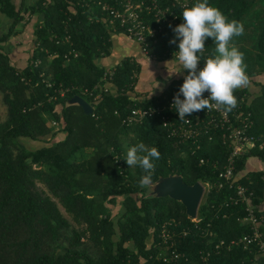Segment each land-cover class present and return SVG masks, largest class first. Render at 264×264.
I'll return each mask as SVG.
<instances>
[{"label": "trees", "instance_id": "16d2710c", "mask_svg": "<svg viewBox=\"0 0 264 264\" xmlns=\"http://www.w3.org/2000/svg\"><path fill=\"white\" fill-rule=\"evenodd\" d=\"M98 1L0 0V20L9 22L8 30L0 33V92L7 107L6 119L0 114V264H161L156 257L165 247L185 252L189 259H181L182 264H202L201 252L210 253V264H264L256 244L246 249L226 245L219 252L214 248L221 240L228 244L251 231L240 220L247 214L245 204H226L234 189H210L199 206L197 227L182 202L139 186L145 173L127 165V146L143 142L161 153L154 161L153 182L177 174L190 185L217 183L229 147L217 131L212 140L203 138L193 153L189 144L169 137L159 116L135 126L122 123L134 107L152 105L157 98L133 99L142 70L134 57L125 56L113 66L99 63L112 53L113 28L127 33L118 22L114 27L109 19L103 21L107 17ZM196 2L190 0L189 7ZM209 4L245 27L230 47L244 54L246 72L259 90L251 95L247 87L234 95H248L243 107L252 113L251 132L264 137V0ZM174 36L166 30L150 46L157 61H171L165 54L178 49L179 40L170 44ZM205 46L209 58L218 55L212 38ZM17 48L27 55L24 62L15 59ZM108 68L115 69L110 90L95 102L83 90L104 84ZM183 83L184 77L173 79L165 94ZM60 88L69 91L49 99ZM98 92L93 90L94 95ZM75 95L94 106L92 114L72 102ZM34 142L42 145L31 149ZM250 157L264 162V149L243 153L237 173ZM237 182L254 192L252 201L260 215L264 172H249ZM119 196L124 211L115 216L112 207ZM172 219L189 229L180 235L177 228L173 247L159 237L162 224Z\"/></svg>", "mask_w": 264, "mask_h": 264}, {"label": "built area", "instance_id": "2783aa9c", "mask_svg": "<svg viewBox=\"0 0 264 264\" xmlns=\"http://www.w3.org/2000/svg\"><path fill=\"white\" fill-rule=\"evenodd\" d=\"M111 1H98L102 12L106 13L107 18H103V21L107 23L106 20L109 19L108 23L114 27L116 22H118L125 29L127 37L139 43L142 52L155 61H157V56L149 52L150 46L153 43H158L161 34L166 30L174 32L173 28L184 22L182 16L184 8L190 6V0H113L114 3H111ZM113 29V32L118 31L116 28ZM178 50H166L165 55H168L169 60L179 63L174 55ZM74 53L75 56L78 55L77 52ZM204 55L205 58H209L207 50H205ZM205 63L206 60H201L199 68L202 69ZM185 71L187 73V70ZM114 72L115 69L113 68L106 69L103 76L105 83H99L93 89L86 87L83 92L86 95H93L95 102L100 100L102 93L110 90L108 81L112 79ZM186 73L183 75L184 78L187 75ZM47 85L51 87L52 83L48 82ZM180 87L171 94L167 95L164 93L162 100L158 99V97L152 105L134 107L126 116L122 117V123L125 126H135L143 124L149 118L159 116L169 137L181 144H189V148L193 153L201 148L200 143L203 138L208 137L209 140H212L214 132L220 131L223 142L229 147V154L219 173V181L217 183L200 181L204 186V195L206 196L210 189L216 185L220 188L228 186L230 189H234L235 193L227 200L226 204H245L247 214L240 220L249 225L251 231L237 239L231 240L228 244L225 240H221L214 248L219 252L226 245L229 249L236 245H241L246 249L248 246L256 244L259 252L264 256V213L262 212L259 215L257 205L252 201L254 192L247 186L237 182L239 173H237L236 166L241 155L255 147L264 149V137L251 132L254 125L252 113L251 111H245L243 107L248 95L243 94L239 98L237 97L239 104L233 112H222L215 109L207 111V109H204L187 116L186 119L192 122L186 123L179 120L178 112L172 107L174 97L179 92ZM94 89L99 90L98 94H93ZM68 91L69 88H60L58 94L49 97V99H58L59 95L64 96ZM209 95L210 93L208 92L204 94L205 98ZM180 98L184 99L182 94ZM92 107L94 108L93 105ZM203 162L204 159H201V163ZM204 195L203 197H205ZM190 218L197 226L200 221L198 214L195 218ZM179 227L181 228L179 229ZM177 228L181 231L180 235L189 233V229L186 226L176 219H172L162 224L159 237L164 243H170V246L173 247L174 243H176V236L179 235ZM210 234L212 235V233ZM164 249L156 257L161 264H182L180 263L181 259L186 261L189 259L185 252H180L177 249L168 251L167 247ZM209 256V252L206 255L201 252L200 260L202 264H210L208 263Z\"/></svg>", "mask_w": 264, "mask_h": 264}, {"label": "clouds", "instance_id": "9594fccd", "mask_svg": "<svg viewBox=\"0 0 264 264\" xmlns=\"http://www.w3.org/2000/svg\"><path fill=\"white\" fill-rule=\"evenodd\" d=\"M182 16L184 22L173 28L175 36L170 44L179 40L175 59L188 75L174 97L172 107L178 112L179 120L186 123L192 122L186 119L187 116L204 109L231 112L238 107L234 92L251 84L244 54L235 45L230 47L233 37L244 34L243 23L229 21L220 9L209 4V0H197L193 6L184 8ZM208 38L214 40L218 53L212 58L204 55ZM201 60H206L202 69L199 68ZM205 92L210 93L207 98ZM181 94L184 99L180 98ZM160 159L158 149L143 142L130 147L125 158L129 167H139L145 173L138 182L141 188L153 186L154 161Z\"/></svg>", "mask_w": 264, "mask_h": 264}, {"label": "crops", "instance_id": "0c3cea01", "mask_svg": "<svg viewBox=\"0 0 264 264\" xmlns=\"http://www.w3.org/2000/svg\"><path fill=\"white\" fill-rule=\"evenodd\" d=\"M29 28L30 27L28 26L26 33L28 32ZM22 36L23 35L21 33L17 37L21 38ZM112 37L114 42L112 53L109 57L100 59L99 63L101 62L107 66H113L120 63L125 56H131L137 59L142 70L139 75L138 84L136 85L133 92H131L133 98L141 100L158 98L169 88L173 79L183 77V75L186 73V71L183 70L182 65H180L178 62H159L151 59L142 52L139 43L129 39L123 33L113 32ZM13 53L17 61H23L27 59L26 54L22 56V49H14ZM19 56L22 57L19 58ZM248 88L251 95L259 90V87L253 84H250ZM252 171L264 172V162L258 159V157L248 158L247 166L242 172H239L238 179L240 177L246 176ZM260 209L264 212V204L260 206Z\"/></svg>", "mask_w": 264, "mask_h": 264}, {"label": "water", "instance_id": "95a60500", "mask_svg": "<svg viewBox=\"0 0 264 264\" xmlns=\"http://www.w3.org/2000/svg\"><path fill=\"white\" fill-rule=\"evenodd\" d=\"M72 102L82 106L86 114H92L93 107L83 97L75 95ZM151 194L158 197L169 196L183 203L188 216L195 218L204 195V186L198 181L195 184H187L181 175H169L153 182L150 187Z\"/></svg>", "mask_w": 264, "mask_h": 264}, {"label": "rangeland", "instance_id": "374dc122", "mask_svg": "<svg viewBox=\"0 0 264 264\" xmlns=\"http://www.w3.org/2000/svg\"><path fill=\"white\" fill-rule=\"evenodd\" d=\"M8 26H9V22H7L6 20H3V19H1L0 20V33L2 32V31H7L8 30ZM31 34V33H30ZM169 64H171V63H169ZM0 114H1V118L4 120V119H6V117H7V107H6V105H5V103H4V100H3V95H2V93L0 92ZM27 145H28V143H27ZM40 145H42L41 143H36V142H34L33 144H32V146L29 144V147L31 148V149H36V148H38ZM130 147L129 146H127V150L129 149ZM205 196V195H204ZM204 198L205 197H203V199H202V201L204 200ZM123 201V197L122 196H119L118 197V203H117V205H115V206H113L112 207V209H113V214L116 216H118V215H120V214H122V212L124 211V207L123 206H121V202ZM60 208H61V210H62V212L65 214V216L66 217H68L69 219H71V216L64 210V208L62 207V206H60ZM132 246V245H131Z\"/></svg>", "mask_w": 264, "mask_h": 264}]
</instances>
